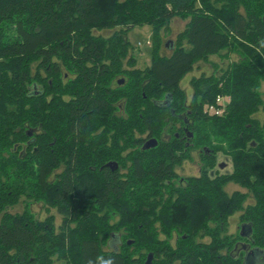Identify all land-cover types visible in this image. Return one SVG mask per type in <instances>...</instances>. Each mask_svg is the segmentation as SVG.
Listing matches in <instances>:
<instances>
[{
    "label": "trees",
    "instance_id": "1",
    "mask_svg": "<svg viewBox=\"0 0 264 264\" xmlns=\"http://www.w3.org/2000/svg\"><path fill=\"white\" fill-rule=\"evenodd\" d=\"M175 19L186 24L169 40ZM143 26L152 54L140 68L128 34ZM212 56L237 60L194 77L189 100L183 78ZM263 86L264 0H0V264L264 253ZM219 96L230 101L212 116ZM194 152L199 175L181 177ZM219 153L232 172H218Z\"/></svg>",
    "mask_w": 264,
    "mask_h": 264
},
{
    "label": "rangeland",
    "instance_id": "2",
    "mask_svg": "<svg viewBox=\"0 0 264 264\" xmlns=\"http://www.w3.org/2000/svg\"><path fill=\"white\" fill-rule=\"evenodd\" d=\"M186 22L180 19H175L172 21L169 40L174 39L176 35L183 30ZM98 34V33H97ZM104 36H109L112 32H102L100 33ZM128 38L132 46L134 47V56L137 58L138 64L137 66L140 68H145L151 64V54H152V45L149 42H152V28L150 26L143 27H135L132 29ZM170 48H166L165 53L170 54ZM237 60V57L231 58H222L219 56H212L207 61H200L196 64L193 72L188 73L181 82V87L186 91L189 100L192 98V87L191 80L194 77H200L201 75H211L215 73L217 70L220 72L221 70L227 69L228 65L231 61ZM216 66V67H215ZM264 90V86H263ZM225 97V96H224ZM228 98V97H225ZM260 120H264V110H261L257 115ZM221 165V166H220ZM220 167V168H219ZM201 161L198 152H194L192 154V160L187 161L183 164L182 167L178 168L177 171L181 177H190V176H198L200 173ZM217 170L219 173H229L233 171V163L231 159L224 156L222 153L218 154V166ZM226 191L229 194H232L235 191L246 192L245 189L236 184H229L226 186ZM251 202V200H250ZM26 207V204L20 203L15 208H10L8 211L12 214L22 213ZM32 211L39 217L40 219H45L50 215H54L56 219V225L59 226L61 224V216L54 209H49L43 204L33 203L31 204ZM240 214H236L234 217L230 219L229 231L231 234L236 235L242 230V224L239 220ZM120 241L117 238V242L114 240L113 243L110 244L111 249H117L119 247ZM264 261V253L259 249H255L249 254L245 255V263L246 264H259Z\"/></svg>",
    "mask_w": 264,
    "mask_h": 264
},
{
    "label": "built area",
    "instance_id": "3",
    "mask_svg": "<svg viewBox=\"0 0 264 264\" xmlns=\"http://www.w3.org/2000/svg\"><path fill=\"white\" fill-rule=\"evenodd\" d=\"M149 44H151L149 42ZM230 99L224 96H219L215 104L206 106L205 111L212 116H222L225 112L226 105L229 103Z\"/></svg>",
    "mask_w": 264,
    "mask_h": 264
},
{
    "label": "water",
    "instance_id": "4",
    "mask_svg": "<svg viewBox=\"0 0 264 264\" xmlns=\"http://www.w3.org/2000/svg\"><path fill=\"white\" fill-rule=\"evenodd\" d=\"M173 46V43L171 44V47ZM166 47H169V42H166ZM156 145V141L155 140H151L148 142V145L147 147L150 148L152 146H155Z\"/></svg>",
    "mask_w": 264,
    "mask_h": 264
},
{
    "label": "clouds",
    "instance_id": "5",
    "mask_svg": "<svg viewBox=\"0 0 264 264\" xmlns=\"http://www.w3.org/2000/svg\"><path fill=\"white\" fill-rule=\"evenodd\" d=\"M102 264H112V261H102Z\"/></svg>",
    "mask_w": 264,
    "mask_h": 264
},
{
    "label": "flooded vegetation",
    "instance_id": "6",
    "mask_svg": "<svg viewBox=\"0 0 264 264\" xmlns=\"http://www.w3.org/2000/svg\"><path fill=\"white\" fill-rule=\"evenodd\" d=\"M115 241L117 242V239H115Z\"/></svg>",
    "mask_w": 264,
    "mask_h": 264
}]
</instances>
